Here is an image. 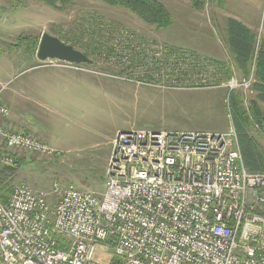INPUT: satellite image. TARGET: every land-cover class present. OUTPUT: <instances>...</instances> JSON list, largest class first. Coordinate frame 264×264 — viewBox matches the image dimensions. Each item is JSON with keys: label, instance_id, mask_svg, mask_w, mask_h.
Returning a JSON list of instances; mask_svg holds the SVG:
<instances>
[{"label": "built area", "instance_id": "obj_1", "mask_svg": "<svg viewBox=\"0 0 264 264\" xmlns=\"http://www.w3.org/2000/svg\"><path fill=\"white\" fill-rule=\"evenodd\" d=\"M196 69L183 72L189 89L217 87L208 70ZM164 71L158 84L170 87L176 80L165 81ZM220 86L245 92L249 83ZM9 114L0 99V168H15V152L56 153L12 130ZM255 130L264 141V122ZM104 178L99 195L14 185L0 201V264H264V174L245 169L232 126L118 130Z\"/></svg>", "mask_w": 264, "mask_h": 264}, {"label": "rangeland", "instance_id": "obj_2", "mask_svg": "<svg viewBox=\"0 0 264 264\" xmlns=\"http://www.w3.org/2000/svg\"><path fill=\"white\" fill-rule=\"evenodd\" d=\"M159 1L168 6L174 23L166 30L155 31L132 14L104 6L95 0H75L73 8L64 12L54 11L36 2H24L23 7L15 8L7 0H0V99L10 105L11 111L19 117L28 106L26 88H23L22 96L17 84L25 83V79L31 76H38V70H83L79 74H83V79L91 85L83 82L76 85V93L70 87L66 99L76 103V115H71L67 110L61 112L64 113L63 118L56 116L57 120L50 115L53 117L49 118L50 124L45 128L55 137H68L69 133L81 136L75 130L82 131L84 126L87 131L94 132L93 139L97 141L92 146L80 141L73 147H61L50 157L15 152V156L24 157L27 163L19 168L14 185L24 183L31 189L45 193H49L54 184L60 189L73 186L99 195L105 190L104 173L116 130H229L230 114L226 106L228 89L219 87L223 82L220 81L217 87L211 89H189L183 77L186 67L179 64L175 66L173 57L166 56L161 49L188 48L202 56L224 60L226 54L219 37L224 18L236 15L241 22L250 24L258 40L264 38V0H226L224 11L208 5L207 0H200L206 3L201 10L192 6V0ZM91 16H100L107 24L109 21L117 23V32L122 30L132 33L135 52L139 53L133 64L124 60L123 68L112 57L106 59L104 55L92 53L87 48L91 38L88 29ZM213 21L219 27H214ZM83 29L85 36H80ZM43 33L64 40L67 37H80L74 49L87 56L92 64H69L76 69L67 68L65 62H41L36 58V53L28 54L24 48L13 47L17 36L21 34L39 36L40 39ZM103 34L105 38L101 41L109 43L114 51L124 50L127 45L126 41L123 42L124 34L115 33L112 37L109 29ZM116 40H120L117 45ZM188 69L192 70L191 67ZM26 70L33 71L27 74ZM159 70H167L163 72L165 81L176 82L170 87L167 83L158 84ZM193 71L199 70L194 67ZM207 72L210 73L209 70ZM12 91L15 92V99L11 100ZM21 101L25 104H21ZM21 117L19 125L26 129L28 110L21 113ZM24 132L28 133L27 130ZM103 260L107 261V258Z\"/></svg>", "mask_w": 264, "mask_h": 264}, {"label": "trees", "instance_id": "obj_3", "mask_svg": "<svg viewBox=\"0 0 264 264\" xmlns=\"http://www.w3.org/2000/svg\"><path fill=\"white\" fill-rule=\"evenodd\" d=\"M7 1L15 8L23 7L22 5L24 2H36L58 12L72 9L75 2V0ZM95 1L104 6L132 14L144 25L153 27L155 31L166 30L174 23V17L168 6L159 0ZM206 3L211 6L219 7L222 11L226 10L227 7L226 0H207ZM206 3L200 0H192V6L196 10H201ZM90 19L91 21L89 22L88 29L91 38L88 40L89 44L87 48L90 49L92 53L104 55L106 59L112 57L114 61L120 63L123 68L124 60L130 63V65L132 62L136 61V57L139 53L135 52L136 48L133 46L134 36L132 33L123 32L122 30H118L119 32H117V23L113 21H109V24L104 23L103 21L106 22V20L100 16H91ZM212 25L214 27H219L214 21ZM222 26L223 29L222 32H219V37L221 38L220 43L226 54L224 60H215L211 56H202L201 53L192 51L188 48L186 50L185 48L184 50L175 48H171L169 51L166 50V48L161 50H163L164 53H169L167 55L168 57H174V65L175 62H177L179 65H184L186 67V70L183 71L184 74L190 73L194 67L196 68L199 66L202 70H210L211 79H214L216 85H219L220 81L224 83L231 78L239 82L245 81L249 83L245 93L243 90H227L226 106L230 114L231 126L237 135L238 146L245 169L250 173L264 174V141L260 136L261 132L259 133L255 130V124L257 125L264 122V38H259L258 40V36L249 26L232 16L225 17ZM107 29L110 30L112 37L115 33L120 35L124 34L125 39L123 42L126 41L127 43L124 50H120V52L114 51V48H112L109 43L101 41L105 38L103 32ZM84 32L85 30L80 33V36H85ZM58 39L65 44L71 45L73 48H77V43L80 42V37H67L65 40ZM119 41L120 40L115 41L116 45ZM38 42L39 36L21 34L17 36L16 44L12 46L24 48L26 53H34L35 55ZM189 67H191L192 70H189ZM128 68L132 70L130 67H126L125 69ZM248 93L250 97L247 96ZM28 134L30 133L28 132ZM12 157L16 165L15 168L6 166L0 168V201L2 203H6L9 198L19 168H22V166L27 163L24 157L15 155ZM110 264H117V260L112 259Z\"/></svg>", "mask_w": 264, "mask_h": 264}, {"label": "crops", "instance_id": "obj_4", "mask_svg": "<svg viewBox=\"0 0 264 264\" xmlns=\"http://www.w3.org/2000/svg\"><path fill=\"white\" fill-rule=\"evenodd\" d=\"M235 16L236 15H232V17L236 18ZM246 25L250 26V24H246ZM32 71L33 70H26L27 74L29 72L31 73ZM38 71H39L37 72L39 73L38 76H31L25 79L24 81L25 83L21 82L17 84V88L19 87L21 89L19 93L22 96H24L23 88H26V104L28 106L27 107L28 119L25 120L27 123L26 129L25 127L19 125V122L21 121L22 118L21 113L23 112L25 113V111L27 110L22 111L20 113V116L18 117L15 115L14 111H11L9 107L10 105L8 106L7 103L1 100L3 104H5L8 107L10 112L9 117L6 121V123L9 124V127H11V129L14 131L27 130V132L41 139L43 142H45L55 150H59V148L64 146L73 147V145L78 144L80 141H83L89 144L90 146H92L93 144L96 145L97 141L94 142L93 139L95 135L94 132H92L91 130L87 131V129H85L84 126H82L83 128L82 131L75 130L78 133H80V135L82 134L81 136H79L76 133H69L68 137H62V136L55 137V135L51 134L49 130L45 128L47 127L48 124H50L51 119L49 118H52L53 116L54 118L56 116L63 118V115L66 110L71 115H76V111L78 110L75 107L76 103L72 101L69 102L66 100L69 88L71 87L76 93L77 92L75 88L76 85L82 82L91 85L90 82L83 79L84 75L79 74L80 73L79 71H75V72L69 70H38ZM15 92L17 93L18 98H20V94L18 93V91L15 90ZM15 92L12 91L13 96L11 100L15 99ZM21 102H22L21 104H25L23 101ZM34 108H36L37 110L35 111ZM62 111L64 113H61ZM50 115L53 116L50 117ZM29 127H31L34 132H31V129Z\"/></svg>", "mask_w": 264, "mask_h": 264}, {"label": "water", "instance_id": "obj_5", "mask_svg": "<svg viewBox=\"0 0 264 264\" xmlns=\"http://www.w3.org/2000/svg\"><path fill=\"white\" fill-rule=\"evenodd\" d=\"M36 58L41 62L57 60L76 65L92 64V61L83 53L47 33H43L39 39Z\"/></svg>", "mask_w": 264, "mask_h": 264}]
</instances>
